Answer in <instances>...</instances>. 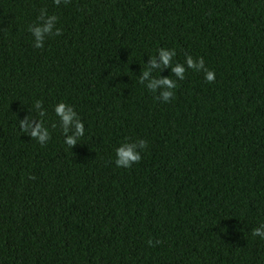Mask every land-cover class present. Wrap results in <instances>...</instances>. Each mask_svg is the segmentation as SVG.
I'll use <instances>...</instances> for the list:
<instances>
[{
	"label": "trees",
	"instance_id": "1",
	"mask_svg": "<svg viewBox=\"0 0 264 264\" xmlns=\"http://www.w3.org/2000/svg\"><path fill=\"white\" fill-rule=\"evenodd\" d=\"M42 8L62 35L37 49ZM160 48L215 82L188 70L157 100L138 78ZM60 102L85 126L72 148ZM127 138L148 148L118 168ZM262 224L264 0H0V264H264Z\"/></svg>",
	"mask_w": 264,
	"mask_h": 264
},
{
	"label": "clouds",
	"instance_id": "2",
	"mask_svg": "<svg viewBox=\"0 0 264 264\" xmlns=\"http://www.w3.org/2000/svg\"><path fill=\"white\" fill-rule=\"evenodd\" d=\"M62 0H53L56 6L61 4ZM70 0H63L67 5ZM58 17L56 15H49L46 8H42L37 16V20L33 25H30L28 31L33 37V46L37 49L44 47L46 37L62 35V29L57 28ZM176 56L175 49H158V55L150 57L148 64L143 69L142 74L138 78V82L152 93H159L155 98L159 101L168 103L175 98V90L178 88L177 80L183 81L188 70L193 72H203L206 83L215 82V73L205 67L203 58L193 59L191 55H186L184 63H173V58ZM157 57L159 63L157 62ZM164 68H171L172 76L169 78H160L153 76L155 70L161 72ZM38 110V115L43 118L46 112L43 109L42 102L37 100L33 106ZM54 113L59 120V128L64 135V144L72 148L77 144L78 140L85 134V126L78 116L74 108L64 102H60L54 107ZM53 128L57 125L54 123ZM19 129L31 137V140H36L41 146H46L50 141L51 135L47 127H45L43 119L36 120L26 116L19 121ZM71 132V134H69ZM148 148V141L145 139L131 140L127 138L115 150L114 163L118 168L130 169L134 164H138L142 160L141 153ZM30 179L35 177L30 176ZM251 235L253 237H260L264 240V224L260 227L252 229ZM161 241H153L149 239L147 244L149 247H155Z\"/></svg>",
	"mask_w": 264,
	"mask_h": 264
}]
</instances>
